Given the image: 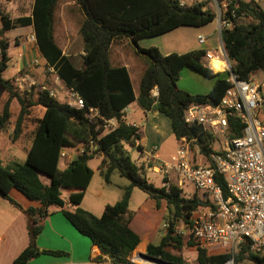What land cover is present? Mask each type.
Segmentation results:
<instances>
[{
  "label": "trees",
  "instance_id": "trees-1",
  "mask_svg": "<svg viewBox=\"0 0 264 264\" xmlns=\"http://www.w3.org/2000/svg\"><path fill=\"white\" fill-rule=\"evenodd\" d=\"M69 1L83 16L79 27L83 45L81 68L73 66L54 40L53 15L58 0H33L30 17L9 19L0 9V93L8 96L0 113V132L9 122L12 99L17 100L20 108L12 130V141L21 133L28 108L34 104L44 108L25 161L9 167L0 163V197L18 207L9 196L13 188L40 205L25 210L29 243L12 264H27L40 255H67L61 251H41L36 246L35 240L42 230L40 221L48 215L49 207L58 208L66 221L98 248L100 255L95 261L134 264L128 257L140 240L129 227L131 215L128 206L133 189L144 193L157 208L164 203L166 222L178 217L187 218L200 208H206L207 203L197 195L186 198L172 184L165 190L145 178L141 166L121 148L122 141L134 145V141L139 139L137 129L125 124L123 110L136 102L143 112H149L157 104V112L169 119L176 142L182 138L194 140L201 158L208 161L209 154L214 152L213 136L203 126L185 124L183 111L191 104L217 105L229 87L224 76L217 77L206 94L190 95L181 91L177 81L183 68L188 67L207 78L215 77L214 73L221 72V69L206 60L203 51L162 55L156 47L141 48L138 42L179 27L206 26L213 22L215 14L203 2L182 6L180 0ZM233 2L237 5V17L250 18L252 22L233 23L220 33V38L233 73L240 80L248 81L257 71H264V11L253 0ZM25 26H32L34 44L45 61V68L52 69L65 88L75 91L86 109L95 108L103 118L114 119L117 123L114 130L98 137L94 125L86 120L85 111L69 108L64 101L49 97L46 91L37 92L34 101L21 98L13 82L1 77L9 61V44L3 34ZM123 39H129L135 56L146 60L136 96L126 68L111 66L109 62L111 47ZM154 89H157L156 96L152 95ZM229 127L230 138L240 135L242 126L236 119H229ZM90 141L96 143V151L88 153L85 147L82 155L69 162L63 171L58 170L61 148L78 144L86 146ZM95 157L101 158L98 172L105 183L110 182L114 173L128 181V185L122 188L120 199L106 205L99 217L79 207L93 175L88 163ZM41 178L47 179L48 184H43ZM215 179L226 196L222 178L216 176ZM171 233L170 229L164 232L157 246L149 244L145 254L169 264H184L180 257L166 251V247L182 246V238ZM188 244L194 246L190 241ZM245 254L255 264H264V254L253 255L246 245L240 248L235 261H242ZM229 258L225 254L208 255L196 248L195 264H224Z\"/></svg>",
  "mask_w": 264,
  "mask_h": 264
},
{
  "label": "built area",
  "instance_id": "built-area-1",
  "mask_svg": "<svg viewBox=\"0 0 264 264\" xmlns=\"http://www.w3.org/2000/svg\"><path fill=\"white\" fill-rule=\"evenodd\" d=\"M234 0H221L217 8V29L219 34L237 23V5ZM180 5L185 6L180 2ZM32 40H34L32 38ZM203 45L205 39L197 38ZM207 60L216 59L224 64L223 73L229 83L220 102L215 105L191 104L183 111L184 123L203 126L213 136L214 152L204 161L194 140L182 138L167 161L151 153L140 166L145 174L160 177V187L168 190L172 184L182 191L186 198L197 195L207 203L189 217H178L163 224L166 232L194 244V247L208 252L220 251L230 258L224 264H234L235 253L243 245L256 256L264 254V79L240 80L220 50L204 51ZM52 73V69H47ZM26 85L28 90L37 88L48 96L61 100L77 111H85V118L94 125L97 136L117 127L114 119L103 118L95 108H85L82 98L72 89L64 87L60 94L39 86L31 78L17 82V87ZM157 95V89L152 92ZM234 118L242 126L240 135L229 137V119ZM191 146L193 150H191ZM96 151L97 145L90 141L86 146L78 144L61 148L59 159L71 162L82 155ZM199 158V161H197ZM146 176V175H145ZM221 177L226 196L215 177Z\"/></svg>",
  "mask_w": 264,
  "mask_h": 264
},
{
  "label": "crops",
  "instance_id": "crops-1",
  "mask_svg": "<svg viewBox=\"0 0 264 264\" xmlns=\"http://www.w3.org/2000/svg\"><path fill=\"white\" fill-rule=\"evenodd\" d=\"M220 1L221 0H180V2L185 6H190L193 3H197V2H203L205 3V7L213 11L215 14V18L213 20L215 26L212 29V31L207 34L208 38L202 36V32L205 31L206 27L209 24L199 28L185 27L191 29L188 31H190L193 36L195 35L196 39L193 43L189 44V47L185 49L183 53H177V51H174L172 49V45H166L165 40L163 41V35L152 38L140 39L138 42L139 47L141 48L156 47L162 55H168L171 53L184 54L192 51L204 52L206 50L209 51L220 50L224 55H226L223 48V44L221 42L220 34L217 29L218 26L217 8ZM241 1L247 2L250 0H241ZM24 4L29 6V9L27 8V11H25V13H23L25 7H22ZM24 4L23 3L20 4L18 0H1L0 9L5 14L8 15L9 19L30 17L33 0H29V1L26 0L24 1ZM21 14H28V15H21ZM250 22H252L250 18H243V17H241L237 21V23H242V24H246ZM179 28H183V27H179ZM3 35H4V39H6L9 44V48L7 52L9 61L7 63V68L10 64L11 71L7 70L6 68V70L1 74V77L4 80H11L13 82L14 87L19 92L21 98H24V92L28 90L27 86L24 85L23 83V85L17 87V82H22V79L27 76L31 78L34 82H36L39 86L44 85L43 82L40 83V79H43L44 81L45 78L44 70L47 71V69L45 68V61L39 55L35 47L34 40H32V38L34 39L32 26L14 28L5 31ZM199 36L205 39L203 45L198 44L197 38ZM174 45L177 47H184L187 46L188 44L185 42L182 44H174ZM82 46L83 45H80V53H83ZM10 48H15L13 54L10 52ZM62 53L66 57H68L72 62L70 56L66 54L64 50H62ZM80 65L81 63H79L78 65L73 64L75 68H80L79 67ZM184 69H190V68L185 67L181 70V72ZM190 70L195 72L192 69ZM50 74L51 75L49 76L50 78H53V81H51L50 87L47 86L46 87L57 92V94H60V91L64 89V86L53 72ZM214 74L215 77L208 78L210 81V85L208 86V90L202 94H206L210 91L217 77L222 78L225 75L223 71ZM251 78H254L255 80L261 82L264 79V71H257L255 74H253V76H251ZM136 95L137 93H135V96ZM7 97L8 96L6 93H0V113L5 101L7 100ZM35 97L36 96H34V98ZM32 106L28 108V114L24 117L21 127V133L19 134V136L15 141H12L11 138L12 130L20 109L17 100L12 99L9 106L10 107L9 122L6 124L5 128L0 132V146L5 144L8 146L9 144V146L13 148L18 143L22 142L23 137L26 139L25 145L23 146L22 149L23 150L22 154L20 156L23 162L26 159L27 152L31 145L33 132L37 126L35 125L33 131L23 134V131L26 128L27 121L29 120L30 108ZM13 108H15V113L12 112ZM123 114H124L125 124L135 127L139 135V139L134 141V146L138 147L137 149L139 150V159L137 163H142L143 161L148 160L151 153H155L156 156L162 161H167L168 159H170V157L176 150L177 142L171 132L169 119H167L166 117H164L163 115L157 112V104H155L152 107L151 111L143 112L137 106L136 102H133L123 110ZM170 139L175 141V148L173 150L172 148L169 149L165 148L166 143ZM197 161H199V158H197ZM0 163L3 167H9L13 164V163H7L3 165L1 160ZM22 163H16V164H22ZM68 164H69L68 161L64 159H59L58 170L63 171ZM88 166L90 167L89 163ZM90 169L93 171L91 167ZM96 171L99 175L98 166L96 168ZM145 175H146L145 178L149 182H151L154 178H157L159 180V186L157 187H160V177L155 176V174H149V173L148 174L146 173ZM150 176H152V178ZM99 177L103 181L100 175ZM91 180L89 182L87 189L84 192L79 207L91 213L92 215L99 217L102 214L104 207L106 205H112V203L109 202L100 203L101 194H98L94 199V202L90 205V207L85 206L84 200L86 193L88 192V188L90 187ZM41 182L43 184H48V181L45 178H41ZM104 184L109 185L110 182L109 183L104 182ZM9 196L18 205V207L10 204L7 200L0 197V264H12L14 259L20 254V252L27 247L29 243V236L27 230L28 218L25 214V210H27L28 208H38L40 206L37 202L28 200L24 195H22L20 192H18L13 188L9 191ZM131 201L132 200L130 197L128 212L131 215V219L129 221V227L134 233L138 235L140 240L135 250L128 257V260L132 262L131 259L132 254L136 255L137 257H139L141 254H145L146 247L152 243V240L154 239V236L159 229L162 219L165 216L166 208L164 203H161V205L157 208L155 203L147 197L144 198L142 202L136 206V209H131L130 208ZM47 212L48 215L43 219H41L40 221L42 230L35 240L36 246L41 251L42 250L61 251V252H65L67 255L61 257L40 255L39 257L30 260L27 264H111L108 260H104L101 262L95 261V258L100 255L98 248L96 246H93L87 237L79 234L66 221V219L60 213V210L58 208L49 207L47 209Z\"/></svg>",
  "mask_w": 264,
  "mask_h": 264
},
{
  "label": "rangeland",
  "instance_id": "rangeland-1",
  "mask_svg": "<svg viewBox=\"0 0 264 264\" xmlns=\"http://www.w3.org/2000/svg\"><path fill=\"white\" fill-rule=\"evenodd\" d=\"M24 1L26 0H18L20 4L22 3L24 4ZM253 1L259 6V8L262 11H264V0H253ZM22 7H25L23 13L27 11V8L29 9V6H27L26 4H24ZM21 15H28V14H21ZM82 19L83 16L81 12L76 6H74V4L72 5V2H70L69 0H58L53 15V37L58 47L61 50H64L65 53L70 56L74 65H78L79 63H81L82 65L83 53H80V45H82V38L79 34V27L82 22ZM214 26H215L214 22L210 23L206 27L205 31L202 32V36L208 38L207 34L212 31ZM188 30L191 29L183 27L170 31L169 33L163 35V41L165 40L166 45H172V49L174 51H177V53H183L185 49L189 47V44L193 43L196 39L195 35L193 36L191 32ZM185 42L188 45L184 47H177L174 45V44H182ZM14 50L15 48H10V52L12 54L14 53ZM109 62L111 66L126 67L129 77L131 79L134 92L138 93V82H139L140 74L145 67L146 60L144 58H139L134 55L133 46L130 43L129 39H123V41H121L118 44H114L111 47V51L109 54ZM81 65L79 66L80 68ZM7 70L11 71L10 64ZM44 75H45L44 81L43 79H40V83L43 82L45 86L50 87L53 78H50L49 75L51 74L46 70H44ZM209 85H210V81L208 78H204L203 76L191 71L190 69H184L180 73L177 82L178 89L190 95L202 94L206 92L208 90ZM37 92H39L37 88L26 90L24 92V97L27 100L34 101L35 100L34 96H36L35 93ZM260 110L262 113L264 112V104ZM12 112L15 113V108L12 109ZM43 113H44V108L41 105L34 104L30 108L29 120L27 121L26 128L24 129L23 134L33 131L35 125H37V120H39L43 116ZM25 140L26 139L23 137L22 142L18 143L13 148L10 147L9 144L8 146L6 144L0 146V160L2 161L3 165L7 163L15 164V163L23 162L20 156L23 151L22 150L23 146L25 145ZM121 148L125 153H127V155L130 157L131 160L135 162L138 161L139 150L137 149V147H135L133 144L129 142L122 141ZM165 148L166 149L172 148L173 150L175 148V141L170 139L166 143ZM100 160H101L100 158L95 157L89 162V165L93 169L94 174L84 200V204L87 207H90V205L94 202V199L98 194H101L100 203H104V202H109L112 204L115 203L120 199V196L122 194V188L128 185V181L124 178L119 177L116 173H114L110 177L109 185L104 184V182L100 179L96 171V168L100 163ZM140 164L141 163H137L138 166H140ZM141 171L142 174L145 176V171L143 170V168ZM150 177L152 178V176ZM151 182L153 185L159 186V180L157 178H154ZM144 198H147V196L144 193H142L138 189H134L131 196L132 201L130 203V208L136 209V206L139 205ZM166 216H167V212L165 211L164 217ZM164 217L162 219V222L159 226L157 233L154 236V239L152 240L151 245L153 246H157L162 236L164 235V230L162 229L163 224L166 222L164 220ZM188 242H189L188 240L182 239V246L180 248L166 247V251H168L170 254L176 257H180L184 264H195L196 248L194 246H190ZM221 254L222 253L217 250L208 252V255H221ZM237 254L238 252L235 253V256ZM235 256H234V264H255L254 262L248 259L246 254L243 256L244 259L240 262L235 261ZM131 259L134 264H148L141 261L134 254H132Z\"/></svg>",
  "mask_w": 264,
  "mask_h": 264
},
{
  "label": "water",
  "instance_id": "water-1",
  "mask_svg": "<svg viewBox=\"0 0 264 264\" xmlns=\"http://www.w3.org/2000/svg\"><path fill=\"white\" fill-rule=\"evenodd\" d=\"M138 258L141 261L148 263V264H169V263H166V262H164L158 258H153V257L147 256L146 254H141Z\"/></svg>",
  "mask_w": 264,
  "mask_h": 264
},
{
  "label": "bare ground",
  "instance_id": "bare-ground-1",
  "mask_svg": "<svg viewBox=\"0 0 264 264\" xmlns=\"http://www.w3.org/2000/svg\"><path fill=\"white\" fill-rule=\"evenodd\" d=\"M207 60V59H206ZM212 63H214L215 65L219 66V68L221 69V71H223V68H224V64L220 61V60H216V59H211V60H208Z\"/></svg>",
  "mask_w": 264,
  "mask_h": 264
}]
</instances>
